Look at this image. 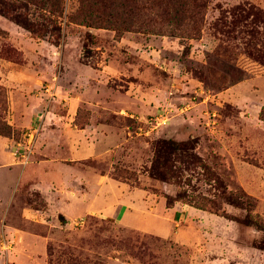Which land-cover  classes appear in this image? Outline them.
Wrapping results in <instances>:
<instances>
[{"label":"rangeland","instance_id":"rangeland-1","mask_svg":"<svg viewBox=\"0 0 264 264\" xmlns=\"http://www.w3.org/2000/svg\"><path fill=\"white\" fill-rule=\"evenodd\" d=\"M60 9L0 0V139L18 164L0 264H264V234L223 199L264 220V0H128L100 29L77 24V0ZM67 127L88 146L74 160ZM157 141L181 159L179 184L148 176ZM198 196L222 197L228 218L183 203Z\"/></svg>","mask_w":264,"mask_h":264},{"label":"trees","instance_id":"trees-1","mask_svg":"<svg viewBox=\"0 0 264 264\" xmlns=\"http://www.w3.org/2000/svg\"><path fill=\"white\" fill-rule=\"evenodd\" d=\"M83 9L78 13V25L92 28H110L115 26V18L128 17L130 14H126L128 0H77ZM30 4L40 9L46 10L48 14L54 15L60 13L61 0H29ZM109 9V11L106 10ZM183 12H187L183 9ZM253 18L251 23H254ZM18 22V21H17ZM124 24V22H121ZM24 29L30 34L37 35L36 29L30 23H21ZM11 129L9 126L0 123V136H8ZM173 144L166 141L155 142V151L152 158L150 167L148 168V176L164 183L179 184L178 180L182 176L181 169L177 166V162L181 159H173L170 155L174 152ZM195 165L196 167L203 168V163L196 157L182 161ZM222 198V197H217ZM217 198H206L202 196L196 197V199L190 198L187 201L183 200L184 204L193 207L199 211H204L214 215L228 218L219 207ZM229 204L239 207L245 212V221L249 223L255 230L260 231L264 234V220L259 219L251 215L254 209V202L250 199H240L231 195L223 198ZM182 201L179 197L172 201ZM255 248L264 250V240L261 244L255 245Z\"/></svg>","mask_w":264,"mask_h":264},{"label":"crops","instance_id":"crops-1","mask_svg":"<svg viewBox=\"0 0 264 264\" xmlns=\"http://www.w3.org/2000/svg\"><path fill=\"white\" fill-rule=\"evenodd\" d=\"M72 100H74V99L70 98L69 99V103H68L69 112H71V114H72V111L74 110V107H75V103H73ZM96 130H98V129H96ZM64 133L66 134V138L68 140L67 144H68L69 156L71 157L70 160H74L75 157H78V156L82 155L83 153H86L88 146L81 145L80 144V140L77 141V144H76L75 140L70 139V138H73L75 134H77L75 136H79L78 134H80V133H77V131L73 130L70 127H69V129L67 127V130H65ZM108 141L109 142L112 141L111 137H109L108 139H105L104 142H108ZM98 147L99 146H95V149L92 150L93 155H96L94 153V151L95 152L98 151ZM4 149H5V143H4V141H2L0 139V196L4 192L5 188L8 187L11 184V181H12V178H13V173H9L10 172V168L9 167H11L13 165L15 166L17 164L16 162H14V159L12 157H8L7 156V153H6V151ZM13 170H14V168L11 170V172H13ZM19 176H20V178L21 177H24V178L27 177L25 169L22 170V172L19 174ZM5 180H7V183H6ZM5 184H6V186H5ZM31 188L36 190L38 192V194H41V196H43V198H44V195H45V201L47 202V206L48 207L51 206L50 203H53V202H51V200L49 198L50 196L48 194H47L48 196H46L45 185L42 184V185L38 186L36 184V185H32ZM48 192L52 193L51 191H48ZM70 193H72V192H67V195H65V196H70ZM66 198L67 197H64L63 195H61V198H59V200L62 203V202L66 201L65 200ZM3 200L4 199L0 198V206H2ZM20 216L24 220L25 219H30V221H32V222H38V223L42 222V220L40 218V211H38V210H31V209L21 208Z\"/></svg>","mask_w":264,"mask_h":264},{"label":"built area","instance_id":"built-area-1","mask_svg":"<svg viewBox=\"0 0 264 264\" xmlns=\"http://www.w3.org/2000/svg\"><path fill=\"white\" fill-rule=\"evenodd\" d=\"M27 160V156L24 158V162Z\"/></svg>","mask_w":264,"mask_h":264}]
</instances>
